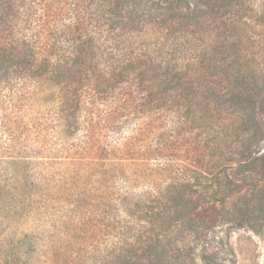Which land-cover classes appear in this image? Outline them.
Wrapping results in <instances>:
<instances>
[{"label": "trees", "instance_id": "1", "mask_svg": "<svg viewBox=\"0 0 264 264\" xmlns=\"http://www.w3.org/2000/svg\"><path fill=\"white\" fill-rule=\"evenodd\" d=\"M85 4L72 12L48 7L44 12L51 19L36 24L0 21V74L5 71L9 81L22 82L29 100L37 105L40 159L84 160L93 168L91 177L105 189L100 197L91 195L90 201L70 189L63 197L68 206L64 224L72 226V232L80 229L73 215L87 202L94 215L91 227L96 228L86 239L101 234L105 240L97 239L91 264H221L222 250L213 246L218 229L264 230L260 120L264 4L258 8L251 0H90ZM176 33L180 37L173 36ZM167 42L176 52L185 47L188 57L165 51ZM178 96H184V102H177ZM162 111L177 115L188 126L220 128L214 138L217 150L228 149L232 140L240 143V149L229 151L236 155L231 158L216 151L213 165L191 167L185 174L184 165L178 164L182 169L177 177L156 193L137 191L135 182L125 178L123 190L111 186L106 173L99 174L94 167L109 160L105 166L115 163L112 160L137 162L133 142L119 135L123 132L119 122ZM111 125L117 131L109 139L106 130ZM30 128L32 143L35 127L30 124ZM11 140L18 142L15 137ZM159 145L157 150L169 147L162 141ZM26 152L34 154L31 147ZM198 152L210 155L207 150ZM32 158L37 159L35 154ZM137 172L146 176L145 171ZM134 173L124 175L134 179ZM69 177L60 180L66 184ZM8 187L0 183V240L16 247L32 236L20 228L10 229L7 220L17 213L22 222L21 211L31 209L36 199L6 192ZM165 220L170 223L167 229L161 228ZM171 227L178 234L175 240L169 237ZM81 252H76V264H86ZM46 254L39 245L38 256L44 259L38 264H53Z\"/></svg>", "mask_w": 264, "mask_h": 264}, {"label": "rangeland", "instance_id": "2", "mask_svg": "<svg viewBox=\"0 0 264 264\" xmlns=\"http://www.w3.org/2000/svg\"><path fill=\"white\" fill-rule=\"evenodd\" d=\"M88 1L90 0H0V21H17L20 25L29 22L36 24L39 20L51 19L50 15L44 12L48 7H52V9L63 7L64 10L68 9L69 12H72L73 7L86 6L85 3ZM100 2L101 0H95V3ZM251 2L257 8L264 4V0H251ZM15 17H17L16 20H14ZM173 36L180 37L178 33ZM182 38L184 42V34L181 35ZM184 48L176 49L178 50L176 52L172 49L170 42H167L165 51L171 53L175 51L177 57L184 58ZM0 77L2 78V83L0 82V183L9 186L6 192L22 195L23 198L33 196L36 199V203L34 206L32 205L31 209L26 207L25 211L20 210L22 212L21 220L23 216L25 217L22 222L17 220L20 217L17 213L7 220L10 229L19 231L20 228V231L21 229L27 231L32 237L27 240L25 245L19 244L16 247L9 246L7 240H0V264L2 262L4 264L42 263L44 257L38 256L39 245L44 253L46 250L48 251L46 255L53 259V264H76L77 262L74 261H78L76 254L78 251H82L81 259L86 261V264H91V257L95 254L96 241L98 238L105 241L104 236L99 234L94 240L86 239V236L91 234V229L96 228V225L91 227L94 215L87 202H82V206L75 211L73 218L76 217L77 228L80 229L72 232V226L64 224V214L67 215L66 207L68 206L64 205L63 197L68 195L71 189L73 195L80 192L82 200L90 201L91 195L100 197L105 189L98 184L97 178L91 177L93 168L88 167V162H84V160L75 162L64 160L62 163H55L40 159L41 141L36 138L40 122L37 105L29 100L22 87V82L9 81L5 71L0 74ZM173 96L175 97V95ZM120 97L118 96V98ZM176 100L182 103L184 96H178ZM168 101L170 98L167 99ZM129 119L132 120L126 122L124 118L119 122V127L123 129L119 135L128 139L129 142H133L137 162L125 160L121 163L112 160L115 163H112L110 167L105 166L109 160L105 163V167H94L97 173H106V182L115 188H121V190H123V178H125L135 182L137 191L149 192L148 190H150L156 193L160 190L159 186L163 187L165 183L177 177L182 169L177 167L178 164L184 165L185 174L191 167L203 164L213 165L216 151L224 152L226 158H231L236 156L231 152H238L240 149V143L237 144L235 140H232V144L230 141L227 146L228 149L217 150L214 147V138L217 131L220 132V128L217 126L198 128L188 126L185 120L183 121L177 115L166 111L149 114L140 120L132 117ZM260 120L264 128V115L260 117ZM30 124L35 127L33 130L35 140L32 143L31 136L28 137L32 131ZM132 124L133 126L128 130V126ZM114 131L117 130L113 125L107 127L106 132L109 139L115 137ZM14 137L18 139L17 143L12 142L11 139ZM159 141L168 144L169 147L157 150ZM151 145H154L155 148L152 149ZM30 147L37 159L32 158L34 155L32 152H26V148ZM262 148L264 153V142ZM201 149L207 150L210 155L205 156L199 153L198 151ZM150 151L154 152L150 153ZM229 151L231 152L229 153ZM22 156L26 158L29 156L32 159H22V161L15 159V157ZM119 157L117 156V158ZM132 170L136 171L134 179L124 175L125 172L128 175L132 174ZM137 171H145L147 177L140 176ZM229 174L235 178L234 171L231 170ZM67 175L70 177L65 184V181L60 179ZM52 180L54 181L52 182ZM33 183L38 184L36 189L33 188ZM65 188H67V194ZM98 206L102 207V205ZM32 209L33 212L30 211ZM92 211H96V209H92ZM98 211L100 210L98 209ZM169 227V221L165 220L161 224L163 229ZM170 229L169 237L175 240L178 234H175L173 227ZM3 233H6L5 230ZM213 246L222 250L221 264H264V230L255 233L250 230L233 231L221 228L214 234ZM102 249L103 245L99 251Z\"/></svg>", "mask_w": 264, "mask_h": 264}]
</instances>
